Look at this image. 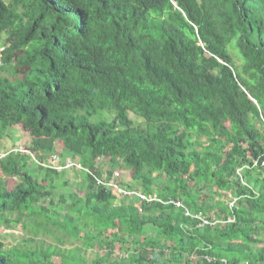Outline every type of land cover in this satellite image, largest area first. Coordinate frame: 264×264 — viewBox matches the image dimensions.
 Returning <instances> with one entry per match:
<instances>
[{
  "label": "trees",
  "instance_id": "16d2710c",
  "mask_svg": "<svg viewBox=\"0 0 264 264\" xmlns=\"http://www.w3.org/2000/svg\"><path fill=\"white\" fill-rule=\"evenodd\" d=\"M0 41V264H264V0H0Z\"/></svg>",
  "mask_w": 264,
  "mask_h": 264
},
{
  "label": "rangeland",
  "instance_id": "374dc122",
  "mask_svg": "<svg viewBox=\"0 0 264 264\" xmlns=\"http://www.w3.org/2000/svg\"><path fill=\"white\" fill-rule=\"evenodd\" d=\"M3 73H4V71H3ZM101 113H104V112H101ZM98 117H99V115L93 116L92 121L95 122L96 120H98ZM130 117L132 119H134L137 123H140V124L144 123L143 119L135 116L133 113H130ZM108 118L110 119V118H112V116H110V117L108 116ZM12 133L14 135V139L7 141V144H6V147L8 148L7 151L16 150V151H21L23 153H27L29 155V157L33 160L34 156L31 152L32 145H31L30 139H27V137H24L26 135L24 134V136H23L22 131L20 129L14 128L12 130ZM59 147H61V145H59ZM60 150L61 149L58 148L57 152H60ZM103 165H104L103 159H98L96 161V167L97 168H101V167H103ZM79 176H80V174L72 176V178L70 177L69 183L74 189L79 188V180H80ZM122 183L124 185L127 184L128 186H132V187H135V186L138 187L137 185H139V182L136 183L135 181L132 180V178L130 177V173L128 171L124 172V177L122 179ZM84 186H85V184H84ZM72 187H71V189H72ZM136 191H137V189H136ZM153 197H154V195H153ZM175 209L181 210L180 207H175ZM23 233L24 232H23V230L20 229V227L11 228V229H4L3 228L1 230V239L6 243L7 247L8 246L9 247H18L20 239H22ZM155 235H157V233L150 232V231L145 232V239L146 240L154 239ZM21 247H23L22 244H21ZM116 249L118 251V247H116ZM105 251H106L105 248L99 247L96 249V251H89L87 258L90 259L92 257V252H94V253L98 252L102 255L105 253Z\"/></svg>",
  "mask_w": 264,
  "mask_h": 264
},
{
  "label": "clouds",
  "instance_id": "9594fccd",
  "mask_svg": "<svg viewBox=\"0 0 264 264\" xmlns=\"http://www.w3.org/2000/svg\"><path fill=\"white\" fill-rule=\"evenodd\" d=\"M0 42H1V41H0ZM0 48H3V49H4V47L1 46V43H0ZM2 51H3V50H2ZM2 51H0V56H1V52H2ZM0 64H2V63L0 62ZM251 99H252L253 102L258 106L257 102H256L253 98H251ZM263 123H264V121H263ZM257 126H258V125H257ZM52 158H53V159H52ZM52 158H50L49 162H50L54 167H56V168H58V169L70 168V167H72V166H75L74 164H72V162L69 161L70 159H67V160H66L65 165H61V161H60L59 158H57V157H52ZM56 159H57V160H56ZM69 163H70V164H69ZM60 165H61V166H60ZM76 167H77V169H79V170H84V171H87V172L91 173V171H88L87 169H84L83 166H81L80 164L77 165ZM120 175H121V173H120L118 170H116V171L113 173L112 180L110 181V183H108V187H112V186H114V187H117L120 191L124 190V192H125V190H130V189H128V185H127V184H125V185L123 186V185L120 183V181L122 182V179H123V178H122V179L120 180ZM123 177H124V174H123ZM130 177H131V176H130ZM98 182H99V183H103L100 179H98ZM122 186H123V187H122ZM128 195H130V196H135L136 198H139V199H143V200H145L146 202H153V203H155V204H156V203H160V204H164V205H166V206L174 205L175 207H180L181 210L184 209V215L189 216V217H192V218H196V217H197V219L202 220L203 223H206V222H207V219H205V218L203 217V215H200V214L196 215L194 212H192L191 209H189V208L184 204V202H181V201H174V200H169V201L164 202L161 198H159V195H157L156 192H154L153 194H151L150 196H148V195H145V194H144L143 192H141L140 190H137V191H136V188H134V190H130V192H128ZM153 195H154V197H153ZM236 200H237V199H231V200L229 201L230 207H234ZM231 203H233V205H231ZM230 220H231V221H234L233 218H230ZM216 221H217V220H216ZM205 258L207 259L208 256L205 257ZM222 264H229V263H228V260H226V259L224 260V259H223ZM238 264H248V263H247V262H243V263H238Z\"/></svg>",
  "mask_w": 264,
  "mask_h": 264
},
{
  "label": "built area",
  "instance_id": "2783aa9c",
  "mask_svg": "<svg viewBox=\"0 0 264 264\" xmlns=\"http://www.w3.org/2000/svg\"><path fill=\"white\" fill-rule=\"evenodd\" d=\"M3 50V48H0V51H2ZM231 205H233V203H231Z\"/></svg>",
  "mask_w": 264,
  "mask_h": 264
}]
</instances>
